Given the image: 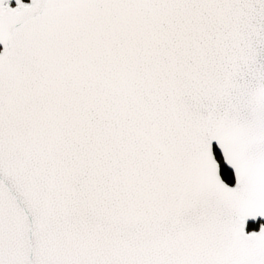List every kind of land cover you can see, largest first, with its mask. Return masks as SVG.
<instances>
[{"label":"snow or ice","instance_id":"obj_1","mask_svg":"<svg viewBox=\"0 0 264 264\" xmlns=\"http://www.w3.org/2000/svg\"><path fill=\"white\" fill-rule=\"evenodd\" d=\"M0 264H264V0H0Z\"/></svg>","mask_w":264,"mask_h":264},{"label":"water","instance_id":"obj_2","mask_svg":"<svg viewBox=\"0 0 264 264\" xmlns=\"http://www.w3.org/2000/svg\"><path fill=\"white\" fill-rule=\"evenodd\" d=\"M12 4H13V6H15V0H12Z\"/></svg>","mask_w":264,"mask_h":264}]
</instances>
